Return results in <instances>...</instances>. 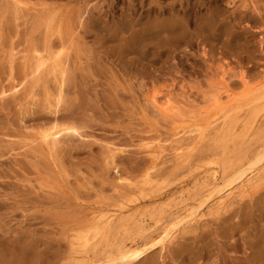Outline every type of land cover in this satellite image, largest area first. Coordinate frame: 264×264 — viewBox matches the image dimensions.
Instances as JSON below:
<instances>
[{"label":"rangeland","instance_id":"1","mask_svg":"<svg viewBox=\"0 0 264 264\" xmlns=\"http://www.w3.org/2000/svg\"><path fill=\"white\" fill-rule=\"evenodd\" d=\"M81 1L44 0L59 10L47 21L28 23L12 15L7 0H0V86L12 76L21 77L35 50L44 53L46 43L57 44L58 32L75 24ZM176 1L184 7L205 4L194 14L193 25L201 23L207 8L215 15L235 13L242 18L238 37L247 43L171 45L143 55L139 46L127 50L122 38L109 39L112 24L127 13L128 1L114 10L105 2L86 16L79 30L61 102L55 103L52 90L51 99L40 98L25 111L0 112V264L57 263L68 254L85 216L115 204L120 187L126 186L119 179L135 182L148 168L150 147L158 142L168 155L153 170L157 193L171 197L163 201V221L182 202L178 193L183 187L199 181L197 189L188 188L192 199L187 203L195 205L204 189L214 188L207 172L214 163L226 161L230 168L225 175H230L264 148V123L244 134L239 127L234 141L216 144L228 109L264 94V0ZM152 92L170 98L176 111L158 113L146 100ZM52 124L75 126L82 137L65 134L59 148L47 152L36 141L37 132ZM185 131L192 133L171 142L174 134ZM177 145L190 154L185 164L169 151ZM201 214L165 250L156 249L133 264H249L254 245L264 241V176L249 196L226 211L214 215L203 208ZM155 221L147 217L143 233L137 236L133 228L128 237L142 241L155 230Z\"/></svg>","mask_w":264,"mask_h":264},{"label":"bare ground","instance_id":"2","mask_svg":"<svg viewBox=\"0 0 264 264\" xmlns=\"http://www.w3.org/2000/svg\"><path fill=\"white\" fill-rule=\"evenodd\" d=\"M7 1L14 8L11 11L12 15L28 23L47 21L59 10L57 7L47 6L44 0H35L36 3L32 6L27 0ZM121 1L123 0L81 1L75 24L58 32L57 44L46 43L47 51L44 53L35 50L33 63L23 71L21 77L12 76L6 85L0 86V112L8 116L15 110L25 111L40 98L44 101L51 99L52 90L56 93L55 103L58 105L64 93V78L70 60L68 57L72 51H77L79 30L86 16L105 2L109 10H114ZM127 1L129 3L127 13L118 22L112 24L109 36V39L115 41L122 38L127 50L139 46L138 49L142 50V54L147 55L153 53L151 48L161 49L171 45L230 46L247 43V39L238 37L241 33L236 29L241 27L242 18L233 12L226 16L215 15L210 8H207L206 16L201 17V23L193 25L192 18L200 9L206 8L204 3L199 2L184 7L181 1L174 3L173 0H170L169 4L165 3L169 0H138L135 1L136 5L132 0ZM176 7L179 10H176ZM138 11H141V14L135 18ZM226 20L232 25L228 26L224 22ZM191 28L194 30L193 34L189 32ZM221 75L224 77V72ZM170 93L171 91H168L167 95H171ZM146 100L161 115H171L176 111L171 99L161 96L160 93H147ZM223 121L217 132L216 144L219 145L239 137L237 134L239 127L241 134L260 127L264 123V94L250 97L241 104L232 105ZM198 132L199 137L204 136L203 131L198 130ZM191 133L190 131H185L183 134L176 133L175 139L171 142L179 141L180 135ZM65 134L82 137L75 126L59 128L52 124L37 132L36 141H39L47 152L54 153ZM169 151L174 160L181 164L187 163L190 154L188 155L189 152L183 145H177ZM167 153L168 150L161 142L151 146L148 168L138 175L135 182L119 179V182H125L126 186L120 187L115 204L103 209L91 210L73 237L68 254L55 264H133L156 249L165 250L180 233L195 226L202 217L203 208L214 215H219L242 201L249 196L258 177L264 176V148L252 159L247 158V166L243 165L230 175H225L230 168L229 164L226 161H217L214 163V168L207 171L214 188L209 192L204 189L203 194H200L201 200L195 205L187 203L192 199L188 188L197 189L199 181H194L192 186L183 187L178 193L182 202L171 208L167 220L163 221L159 219L163 211L162 207L167 205L163 201L167 202L171 197L165 195L161 198L162 194L157 193L158 182L153 170L159 165L158 162L168 155ZM110 159L114 162V154H110ZM147 217L156 220L155 230L142 241H136L132 235L128 237V231L133 228L138 229L137 236L143 233ZM249 260V264H264L263 240L254 245Z\"/></svg>","mask_w":264,"mask_h":264}]
</instances>
